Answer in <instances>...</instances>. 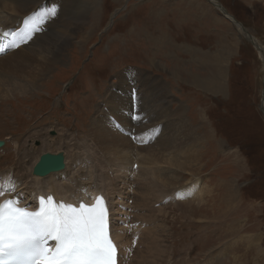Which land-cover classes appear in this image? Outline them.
<instances>
[{
	"label": "rangeland",
	"instance_id": "obj_1",
	"mask_svg": "<svg viewBox=\"0 0 264 264\" xmlns=\"http://www.w3.org/2000/svg\"><path fill=\"white\" fill-rule=\"evenodd\" d=\"M79 1V11L88 23L81 25L82 32L68 37L45 81L25 96L0 97V140L4 141L0 174L14 175L18 159L30 164L38 154L65 151L74 167L81 168V182L93 165L92 156L83 151L90 144L86 141L88 126L98 105L110 109L111 117L103 113L101 121L108 126V120L117 118L110 112L114 107L125 115L119 99L138 114L143 108L142 94L149 92L151 99L153 91L164 93L156 96L160 111L148 110L143 120L136 117L134 124L127 123L125 148L132 150L135 144L130 141L140 145L138 138L143 145L159 140L154 135L157 128L148 130L150 136L143 129L157 121L147 114L158 111L162 115L169 111L175 123L165 135H173L178 142L170 150L162 138L149 143L147 150L133 151L129 168L137 153L147 158L153 152L161 160L152 168L144 164L145 169L169 171L166 156L172 151L175 163L183 164L179 169L173 167L169 187L176 188V181L177 187L198 181L199 193L179 198L184 201L178 204L163 202L161 197L160 206L148 205L150 214L157 213L159 229L154 236L149 235L150 227L146 232L157 249L141 261V252L149 246L147 239L143 244V233V246L134 261L148 264L150 257L153 264H264V173L259 171L264 165V113L260 110L264 62L254 46L259 42L264 46V0H217V6L212 0ZM82 1L95 5L87 10ZM220 4L248 30L251 42L222 15ZM65 14L63 10L62 18ZM235 14H240L245 25ZM164 118L162 123L171 126ZM186 126L192 138L184 134ZM66 131L78 137L69 141ZM135 159L137 167L141 158ZM166 175L163 183H167ZM132 185L136 196L139 183Z\"/></svg>",
	"mask_w": 264,
	"mask_h": 264
},
{
	"label": "bare ground",
	"instance_id": "obj_2",
	"mask_svg": "<svg viewBox=\"0 0 264 264\" xmlns=\"http://www.w3.org/2000/svg\"><path fill=\"white\" fill-rule=\"evenodd\" d=\"M211 3L213 6L218 5L217 0H212ZM80 4L81 1L79 0H0L1 98H8L11 93L24 95L33 92L38 87L36 85H38L39 82L45 81L44 78H46L50 72L51 66L56 64L59 60L61 51L64 48L63 45L68 44V37L75 36V32L77 31L82 32L81 25H86L88 23V21L85 20V13L79 11ZM82 4L87 10H92L95 5L87 1H82ZM63 10H66V18H62ZM53 12L55 13L54 15ZM228 18L234 24V21L230 17ZM259 43L254 46L263 56L264 62V46L261 42ZM149 91H153V88ZM153 92L151 99L148 97L149 92H144L145 94L139 97L143 108L138 114L136 108L130 109V107H128L129 105L126 108L127 101L122 98L124 95H116L115 97L122 98L118 100V103L122 104L123 111L125 110L126 112L125 115H122V109L114 107L110 112H112L114 117L117 115L115 119L118 122H114L116 121L114 119L113 121L111 120L112 122L108 120V126L105 123L104 126H102L101 121L104 119V116H102L103 113H106L109 118L111 117L109 114L110 109L107 110L106 108L104 109L102 105H98L88 126L86 141H90V144L83 151L85 154L92 156L90 161L93 165L91 171H87L88 174L87 177H85L87 179L82 177V181H79V174L82 170L79 166L74 167V162L71 163L68 160L65 151H63L65 154V167L60 171L52 172L42 177L32 175L33 165L37 162L39 154L38 156L36 155L37 160L35 159V161L30 164H28L29 161L18 159L19 162L14 168V170H16L14 175L8 173L0 174V203L5 198H12L20 205L36 208L38 197L42 195L45 196L47 193H51L55 201H63L75 205L79 202L93 203L98 197H102L108 207L110 235L119 250L118 264H135L137 262L134 261L136 257L135 253L142 245L141 239L143 233V244L147 239L149 246L146 244L144 253L143 251L141 252V261L146 257L147 252H149L152 257L157 249V243H154L152 238H149L146 228L150 227L149 235H155V231L159 229V227L156 228L157 213L150 214L147 210L148 205L159 203L158 199H161V197V201L163 202L174 200L175 203L178 204L184 201L179 200V198L185 195L195 196L199 193L198 181H189L181 187H177L179 184L176 181V188L169 187L173 182L171 175L174 172L173 169H179L177 167L183 164L182 161L175 163V159L172 157L175 155L171 154L172 151H169V155L166 156L168 169H170L169 171L162 169V173H160V170H158L160 167H157L150 169L152 171L151 173L145 169L144 164H147L149 166L148 168H152V165H155L161 160L159 155L153 152L148 154L147 158H145L143 154L141 155V153L136 152L137 156L141 158V160L139 159L140 166L138 164L137 167H135L136 165L134 164H137L138 161L135 159L137 156H134L133 164H131L133 167L129 168L128 163L133 156V151L135 152L138 149L147 150L150 146L149 143H159L162 138L163 145H166L169 149L177 144V140H175L173 135H165L166 129L172 130L174 128L175 121H170L171 119L167 115L168 113H166L169 111H164L163 115L166 121L171 123V126L166 127L167 125H164L162 123L163 120H161L163 115L159 113L160 110L157 108L159 106L157 104V99L159 98L156 96L160 94V96H163L164 93L154 94ZM154 109L155 111H159L152 114L147 112L148 114L146 117H153L157 121H154L155 123L152 124L153 126L145 124L146 126L143 129L146 130L145 134L150 136L152 132L148 130L152 129L151 131H153L157 128L154 135H156L155 137L159 138V140L153 143L152 141L149 143L146 142L147 144L143 145L142 143L144 141H140L138 138L141 144L139 145L136 141H130L129 144L133 143L135 145H132V150H126L125 147L128 145V138L124 137V133L127 131L129 135L127 123L130 121V123L134 124L136 117L139 120H143V117L146 115L145 112L148 110L153 111ZM124 119L126 123H124ZM158 120L161 121L158 123ZM112 123L114 125H112ZM160 123L163 124V130L159 132L161 128H158V125ZM187 128L188 126L183 128L185 130L184 134L187 135V138H192V134L189 133L190 128ZM141 130L142 129L139 127L138 131ZM138 131L136 130L135 132L138 134ZM95 134L98 141L95 140ZM141 134L144 135L143 132H141ZM66 135L69 141L78 137H70L68 131H66ZM105 135L107 136L104 137ZM54 146H56V144H54ZM157 146L159 145L157 144ZM15 147L18 149V145H15ZM165 150L167 151V149ZM54 153H57V151ZM96 153L98 154L94 157L93 155ZM90 157L84 156V158L88 159ZM92 160H94V162ZM26 164L29 165L28 168ZM135 173L136 176L134 175L132 177ZM148 174L151 178L148 177ZM165 174H167V183H163ZM103 182L105 185L102 184ZM136 183H139V186L136 189V196H134L135 194H133L131 185H135ZM132 187L134 189L136 186L132 185ZM168 191H170V193H167ZM131 198L133 199L132 205L129 204V199ZM158 206H160V203ZM154 211H156V209ZM143 223L144 227H141ZM157 241L158 240H156V242ZM133 244H136L134 250L132 248ZM130 253L132 255L128 257ZM139 261L138 264H141ZM146 262H148V264H153V260L150 259V257L149 261Z\"/></svg>",
	"mask_w": 264,
	"mask_h": 264
},
{
	"label": "snow or ice",
	"instance_id": "obj_3",
	"mask_svg": "<svg viewBox=\"0 0 264 264\" xmlns=\"http://www.w3.org/2000/svg\"><path fill=\"white\" fill-rule=\"evenodd\" d=\"M51 199L39 211L0 203V264H117L103 198L79 208Z\"/></svg>",
	"mask_w": 264,
	"mask_h": 264
},
{
	"label": "water",
	"instance_id": "obj_4",
	"mask_svg": "<svg viewBox=\"0 0 264 264\" xmlns=\"http://www.w3.org/2000/svg\"><path fill=\"white\" fill-rule=\"evenodd\" d=\"M210 1V0H209ZM220 8L222 11V15L229 19L230 17L234 23L238 24L241 27V31L245 34V38L251 42L253 39L252 35L248 32V30L233 18V16L220 4ZM230 20V19H229ZM263 93V91H262ZM261 105L260 110L264 113V96L261 94ZM4 141L0 140V147H2ZM65 167V154L63 151H59L57 153L45 152L39 155L37 162L33 165L32 175L33 176H45L49 173L60 171Z\"/></svg>",
	"mask_w": 264,
	"mask_h": 264
},
{
	"label": "trees",
	"instance_id": "obj_5",
	"mask_svg": "<svg viewBox=\"0 0 264 264\" xmlns=\"http://www.w3.org/2000/svg\"><path fill=\"white\" fill-rule=\"evenodd\" d=\"M224 5H225L227 8H229V10L232 9V8H230L226 3H225ZM230 12H231V11H230ZM235 17H236L238 20H240V21L245 25V22H244L243 18H241L240 14H239V16L235 14ZM263 35H264V30H263ZM261 167H262V168L259 169V171H260V173H264V165L261 166Z\"/></svg>",
	"mask_w": 264,
	"mask_h": 264
}]
</instances>
